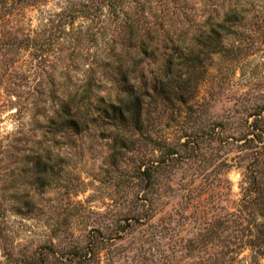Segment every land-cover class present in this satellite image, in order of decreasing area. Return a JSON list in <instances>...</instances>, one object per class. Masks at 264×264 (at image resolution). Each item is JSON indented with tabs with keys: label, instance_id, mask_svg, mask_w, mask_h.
Returning <instances> with one entry per match:
<instances>
[{
	"label": "rangeland",
	"instance_id": "374dc122",
	"mask_svg": "<svg viewBox=\"0 0 264 264\" xmlns=\"http://www.w3.org/2000/svg\"><path fill=\"white\" fill-rule=\"evenodd\" d=\"M148 2L156 12L144 23L157 41L136 62L152 71L165 63L169 43L191 39L197 62L180 96L151 103L127 130L98 119L74 133L54 128L64 101L94 79L95 93L113 92L108 68L132 51L120 19L106 8L86 15L87 0H0L1 263L39 256L58 264V254L100 230L114 235L113 264H198L221 241L252 239L228 221L219 243L204 238L202 227H214L217 213L241 216L252 235L262 222L255 205L264 190L256 200L243 194L251 175L264 182V143L256 137L264 138V0ZM235 7L237 20L207 50L203 33ZM117 133L129 139L115 142ZM158 147L174 149L178 161L145 191L146 212L135 177L159 160ZM231 264H264V255L246 247Z\"/></svg>",
	"mask_w": 264,
	"mask_h": 264
},
{
	"label": "trees",
	"instance_id": "16d2710c",
	"mask_svg": "<svg viewBox=\"0 0 264 264\" xmlns=\"http://www.w3.org/2000/svg\"><path fill=\"white\" fill-rule=\"evenodd\" d=\"M87 8L85 14L88 16L101 13L103 8H106L110 17L120 19L118 29L125 34L127 44L132 45V51H127L124 59L122 57L114 67L108 68V71H110L109 82L114 86L113 92L111 90L108 95H98L95 93V79L87 81L80 94H74L68 97L67 102L64 101L62 106L64 114L55 122L54 128H67L74 133H79L84 127L95 124L96 120L102 119V125L107 124L112 130L119 131L121 128L127 130L130 125L137 126L142 121V117H145L151 103L156 102V100L169 102L170 98L174 99L180 96V87L186 81L184 75L191 74L193 64L197 62L194 53L195 45L191 43V39H175L173 43H169L170 47L165 63L152 71L148 72L146 70L145 72V69L140 67L139 62H136V58H143L147 50L151 52L153 50L152 45H154L152 41H157L155 37L148 35L149 28L144 23L148 15L152 17V13L156 12L155 7H152L148 0H87ZM238 13L240 12L236 7L227 10L223 13L222 23H216L215 27L212 28L210 26L209 30L203 33L205 35L203 43L207 50L211 48L213 43L219 42L221 35L217 31L223 32L222 36L228 33L229 29L224 24L228 20L236 21ZM185 51L186 54L184 55L183 52ZM149 56H153V54ZM190 78L191 76L188 75L187 81ZM256 137L258 141L264 143L263 132L259 131ZM128 139L125 135L122 136L117 133L114 141L123 143ZM249 141L251 143L255 141V138L249 139ZM158 148L160 152L159 160L148 163L144 170L138 171L135 177V180L142 184L143 193L138 201L142 204V210L148 204L146 212H150L151 207L149 199L145 196V191L149 193L150 190H153L159 184V176L162 173H170L176 169L178 161L177 152L174 149L170 147ZM252 148H254V145L249 146L248 150ZM252 152L255 153L254 150ZM223 164L227 166L226 163ZM260 179L255 175H251L249 187L245 189L243 194V200L247 198L249 200L252 197L256 200L257 194L264 190V182ZM218 182L222 185L228 183L225 178L218 179ZM259 197L264 196L260 194ZM179 198L183 199L185 195ZM259 200V204L255 205V212L257 216L261 217L262 222L256 226L254 235H252V230L240 227L242 217L233 212L224 213V216H220L219 212L214 216V227H211V224H209V227H202L201 231L204 233V238L213 237V240L217 238L218 241L227 228L221 229V225L228 221L236 231L242 232V235L247 233L252 239H250L251 241L238 243L227 241V244L224 243L225 241H221L222 243L218 241L219 244L214 246V248L217 247L218 252L216 251L217 253L212 255L211 258L200 259L198 264H231L246 247L250 248L251 253L256 257L264 255V199ZM217 208L222 210V207ZM253 214L255 215V213ZM142 217L144 218V215ZM135 220L138 222L141 218L135 217ZM217 221L220 222L217 223ZM140 225H143V223H140ZM125 230L123 227L122 232H126ZM113 236L111 233L103 234L100 230H96L94 234L84 236L83 244L70 245L65 253L58 254L55 257V262H58V264H113V258L109 253V247H112L109 242L113 239ZM203 245L204 241H201L200 246L197 248L202 249L204 248ZM57 253V251L52 252L50 256H55ZM0 264H48V261L38 256L37 259L31 258L28 261L22 259L6 260L4 263L0 262Z\"/></svg>",
	"mask_w": 264,
	"mask_h": 264
}]
</instances>
